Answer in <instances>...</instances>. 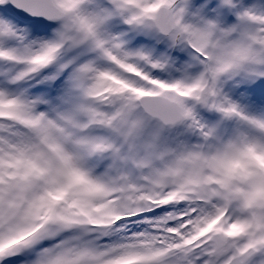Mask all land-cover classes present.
Returning <instances> with one entry per match:
<instances>
[{"label": "snow or ice", "instance_id": "snow-or-ice-1", "mask_svg": "<svg viewBox=\"0 0 264 264\" xmlns=\"http://www.w3.org/2000/svg\"><path fill=\"white\" fill-rule=\"evenodd\" d=\"M0 264H264V0H0Z\"/></svg>", "mask_w": 264, "mask_h": 264}]
</instances>
